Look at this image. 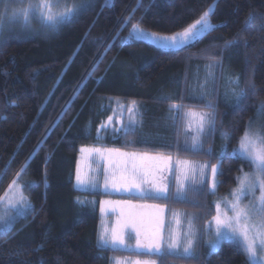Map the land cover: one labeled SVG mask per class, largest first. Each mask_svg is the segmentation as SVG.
<instances>
[{
    "label": "trees",
    "instance_id": "trees-1",
    "mask_svg": "<svg viewBox=\"0 0 264 264\" xmlns=\"http://www.w3.org/2000/svg\"><path fill=\"white\" fill-rule=\"evenodd\" d=\"M213 2L79 0L76 13L58 24L32 16L25 26L0 25V197L18 179L30 201L24 217L7 235L0 234V264H110L113 255L149 256L98 246L100 207L80 201L89 196L101 200L108 194L76 188L78 156L84 146H111L215 165L221 163L223 146L219 196L237 184L241 169H252L233 150L264 101V0H218L210 18L220 27L180 50L160 49L153 42L137 40L132 32L134 25L161 33L183 30ZM3 4L0 0V16ZM250 15L255 19L245 30ZM234 38L239 43L226 48ZM209 62L216 65L211 97H193V72ZM224 73L228 79L239 77L238 92L248 87V96L238 107L237 99L230 101ZM111 98L137 103L140 124L134 135L97 137L99 124L113 106ZM209 101L217 105L215 131L204 151H186L183 119H174L181 113L170 106L181 104V111L207 109ZM225 131L228 141L222 138ZM209 146L213 155L207 153ZM201 187L202 193L190 198L195 204L171 195L173 176L167 197L131 196L139 203L182 208L198 217L203 234L198 257L151 256L158 264L162 260L163 264H246L245 254L234 242L224 241L218 250L205 254L203 240L216 207L208 182ZM118 208L124 211L122 205Z\"/></svg>",
    "mask_w": 264,
    "mask_h": 264
},
{
    "label": "snow or ice",
    "instance_id": "snow-or-ice-1",
    "mask_svg": "<svg viewBox=\"0 0 264 264\" xmlns=\"http://www.w3.org/2000/svg\"><path fill=\"white\" fill-rule=\"evenodd\" d=\"M218 0H214L208 10L204 11L192 24L185 27L182 31L172 35H162L160 33L148 32L139 27L133 26L135 38L139 41L151 40L155 46L164 50H180L199 42L212 30L220 27L211 22V15L214 14ZM60 7L59 4H53L52 0H36L35 3H29L26 8L14 10L13 15L17 13L25 20L29 19V14L33 11L39 13L44 19L58 24L65 17L73 16L79 6L71 7L65 5L62 11L54 12V8ZM90 7V5L88 6ZM254 15H250L245 21V30L251 27ZM264 19V18H262ZM264 26V25H262ZM239 43L238 39L226 42L225 47H232ZM207 67H212L209 65ZM208 83L205 80L204 87ZM235 83L239 84V77L235 78ZM251 90L255 92V85H250ZM232 94L236 96V106L240 105L242 99L248 96V87L242 88L238 93L233 89ZM228 96V93H225ZM167 98V97H165ZM207 111H194L191 108L181 111L183 105L173 103L170 110H176L181 113L180 117L184 120V148L192 153H199L205 150V144L211 138L216 128L217 105L209 101L206 105ZM128 113V123L122 124L120 128L113 126V118L109 117L107 122L100 125L99 131L107 132L111 128L112 132H122L124 136L134 135L140 121L137 120L139 112L136 103L132 102L126 109ZM257 117L249 121V127L245 130L239 140L238 149L233 150V155L239 153L251 167V172H244L237 177V187L231 190L232 200L226 201L228 208L232 212L229 216L227 212L221 211L220 203L216 204L217 214L209 222V228L212 231L213 239L207 241L210 251L218 250L224 241L236 243L243 254L246 256V264H264V132L259 130L253 132L252 125L260 115H264V101L257 108ZM171 118V117H170ZM179 135V129L177 131ZM225 141L230 139L225 131L222 133ZM135 143V141H129ZM82 152H88L90 155L95 153L100 159H107L109 169L104 175L105 190H115L121 193H127L130 196L139 198H160L169 195L168 184L165 183V174L171 173L175 177V191L173 195L178 201L196 203L190 199L195 193H202L203 188L198 185L204 184V177L211 176V188L214 191L218 183V165L198 163L191 160H181L177 158L175 165L178 171L173 168V158L157 154L151 156L147 153L123 152L119 149L91 148L81 149ZM208 155H213L209 146ZM224 147L220 153L222 168V159L225 156ZM115 157V159H114ZM27 167V166H25ZM207 170V171H206ZM7 174V171L4 173ZM77 185L95 186L97 181L95 176H89L87 172H82L79 168L76 172ZM30 186V184H29ZM259 191V195H257ZM11 194L0 197V234L7 235L15 226L18 218L24 217V214L30 208V201L24 195L23 187L17 180L12 181L10 189ZM251 198L248 203L243 201ZM84 203V201H80ZM106 204L116 205L127 204L129 207H147L140 205H130L129 202H110ZM19 206V207H17ZM155 207V206H153ZM103 211V209H102ZM162 211V209H161ZM15 212V215L12 213ZM123 215V214H122ZM176 214H174L175 218ZM26 218V217H25ZM198 217L191 216L187 219V228L181 233L177 229H169L167 232L163 229V221L157 218L154 227L146 229L144 227L143 217L139 214H130L129 216L118 219L115 227L104 228L97 241L98 245L113 250L117 248L133 249L137 252L147 253L159 257H167L181 251L184 256L198 257V247L203 239L201 230L197 229L194 221ZM179 223V221H176ZM129 239L135 240V245H129ZM123 264V262H121ZM129 264H156L155 260H136ZM163 264V260L161 261Z\"/></svg>",
    "mask_w": 264,
    "mask_h": 264
},
{
    "label": "rangeland",
    "instance_id": "rangeland-1",
    "mask_svg": "<svg viewBox=\"0 0 264 264\" xmlns=\"http://www.w3.org/2000/svg\"><path fill=\"white\" fill-rule=\"evenodd\" d=\"M84 1L86 0H80V3H84ZM36 0H4V4H3V8H4V12L3 14L0 16V25H5L8 26L9 23L11 22H17L22 26L28 25V20H25L21 15H19L18 13L16 15H13V11L20 9L21 7L26 8L28 6L29 3H35ZM53 4H59L60 7L58 8H54L53 11L54 12H59L63 10V7L65 5L71 7L73 5H76V3L79 2V0H52ZM213 4V3H212ZM211 4V5H212ZM210 7V6H209ZM208 7V8H209ZM208 8L206 10H208ZM205 10V11H206ZM35 16L37 18H43L39 13L33 11L29 14V18ZM16 19V20H14ZM44 19V18H43ZM13 20V21H12ZM46 20V19H45ZM47 21V20H46ZM212 22V20H211ZM213 23V22H212ZM192 24V23H191ZM214 24V23H213ZM141 27V26H139ZM142 29H144L145 31L148 32H155V33H160L162 35H172L174 33L180 32L182 30H179L177 32H173V33H161L152 29H146L141 27ZM132 32L134 34V31L132 29ZM135 36V35H134ZM149 42H153L151 40H147ZM154 43V42H153ZM209 65H212L211 62L206 63V64H202L199 67H196V69L193 72V80H192V87H191V92H192V96L196 97V98H210V94L212 92L213 86H214V79L216 77V65H212V67H207ZM229 76V74H225L224 73V82L226 83V89L227 91H229L228 93H230V101L231 102H235V100L237 99L235 95L232 94L233 89L235 90V92L238 93V89L235 86V79L232 80L228 79L227 77ZM230 77V76H229ZM228 79V81L226 82V80ZM205 80L208 81V83L202 88L200 87V85L204 84ZM225 89V92L226 91ZM112 101V105H110V113H108V116H106L101 123L99 124L98 129H100V125L104 124L107 122V117H112L113 118V126L116 128H120L122 124H127L128 123V113L126 111L127 107L130 106L131 104H126L125 101L121 98H111L110 102ZM194 111L200 112V111H207V109H194L191 108ZM187 109H185L184 111H186ZM108 111V112H109ZM257 113L255 116L252 117V119L254 117H257ZM251 119V120H252ZM183 127H184V120L182 123V141L184 143L185 137H184V131H183ZM249 127V123L247 128ZM261 131L264 132V115H260L258 119L255 120L254 124L252 125V131ZM108 133H111L112 135H115L118 132L113 133L111 128H109V130L107 132L100 130L99 131V138H105L106 135ZM97 137H98V130H97ZM107 148L110 146H94V145H89V146H84L82 147V149H91V148ZM239 144L237 145L236 149H238ZM109 149V148H107ZM123 152H135V151H128V150H122ZM136 153H145V152H136ZM238 153V152H237ZM239 154V153H238ZM115 159V157H114ZM181 160H191L194 162H198V163H204L207 164L205 162H201L198 161L196 159H191V158H179ZM175 160L173 161V168L175 171H178V166L175 165ZM218 165V164H216ZM80 169L82 172H87V174L89 176H95L96 178V185L95 186H81V185H77V181L75 180V186L77 189L84 191V192H100L103 194H108L107 196L103 197L101 200H99L96 196H89V197H85L82 199V201H86L85 203L91 204L93 206H99L100 207V221H99V228H98V236H97V241L99 239V236L101 235V233L103 232L104 228H111V227H115L116 222L118 219H122L125 218L127 216H129L130 214H132L131 210H128L126 208H124L123 210H119V206L116 205L115 203H113L112 205L110 204H106V201H110V202H127V201H133L131 199V197H129V195H127V193H121V192H117L115 190L109 189V190H105L104 188V175L107 173L108 169H109V163L107 159H100L95 153L93 154H89L88 152H82L80 151L79 156H78V163H77V169ZM218 170H219V165H218ZM207 171V170H206ZM251 170H247L244 172H251ZM242 173L239 175L241 176ZM172 176L174 177V175L172 174ZM175 178V177H174ZM76 179V178H75ZM18 181V183L23 187V191H24V195L28 198V196L25 193V189H24V184L22 183V181L15 179ZM165 183L168 184V182L164 181ZM209 184L210 187V191L212 193V201L215 204L220 203L221 206V211L222 212H227V214L229 216L232 215V212L230 211V209L227 206L226 201H230L233 199L232 195H231V191L226 194V195H221L219 196L216 192H217V185L215 190L213 191L211 188V183H212V178L209 175H206L204 177V184L207 183ZM203 184V185H204ZM203 185H198V187H201ZM12 186V182L9 185V187L4 191V193L1 195V197H4L7 194H11L10 189ZM237 184L234 185L232 187V189L236 188ZM231 189V190H232ZM175 191V190H174ZM257 195H259V191H257ZM251 198H247L245 199L243 202L246 204L249 202ZM29 200V199H28ZM136 202V201H135ZM138 203L140 206L144 205V203ZM147 205H151L148 203H145ZM123 205V204H122ZM19 207V206H17ZM121 207V205H120ZM103 209V211H102ZM167 209L170 210L169 216L167 215V220L165 221V227L164 230L167 232L169 229H177L179 230L181 233H183L186 228H187V219L191 218V216H196V213L193 211H186L182 208H170L168 207ZM29 210V209H28ZM123 211V212H121ZM28 212V211H27ZM26 212V213H27ZM130 212V213H129ZM25 213V214H26ZM24 214V215H25ZM123 214V215H122ZM174 214H176L175 218H174ZM217 214V212H215V215ZM12 215H15V212L12 213ZM133 215V214H132ZM214 215V216H215ZM179 221V223H177L176 221ZM212 221V219L210 220ZM209 221V222H210ZM209 222L207 223V231L205 232V236H204V249H205V254H209L210 252V247L207 243L208 240L213 239V235L211 234L212 231L214 230V222H212V228H209ZM196 228L198 229V223H197V219L194 221ZM127 243L129 245L134 246L135 245V240L134 239H129L127 241ZM98 244V243H97ZM99 247H103L101 245H98ZM105 248V247H103ZM110 248V247H109ZM120 249H124V248H120ZM134 249V247H133ZM126 250H132V249H126ZM215 251V250H214ZM200 252L199 247H198V253ZM176 255H183L181 251H177L176 253H174ZM184 256V255H183ZM136 260H155V257L149 255V256H141V258L138 256H118V255H113L111 258V263L110 264H121V262H123V264H129V262H134ZM156 264L157 261H156Z\"/></svg>",
    "mask_w": 264,
    "mask_h": 264
},
{
    "label": "water",
    "instance_id": "water-1",
    "mask_svg": "<svg viewBox=\"0 0 264 264\" xmlns=\"http://www.w3.org/2000/svg\"><path fill=\"white\" fill-rule=\"evenodd\" d=\"M169 174L170 173H167L165 175H169ZM141 206H147V207H140L139 211H136L135 214H139L140 216L143 217L144 227L146 229H151L152 227H154L157 218H161L163 221L162 227L164 229L165 221H166L165 220L166 208L160 205H152V204L151 205L144 204Z\"/></svg>",
    "mask_w": 264,
    "mask_h": 264
},
{
    "label": "crops",
    "instance_id": "crops-1",
    "mask_svg": "<svg viewBox=\"0 0 264 264\" xmlns=\"http://www.w3.org/2000/svg\"><path fill=\"white\" fill-rule=\"evenodd\" d=\"M133 101H129V102H126V104H131ZM136 103V102H135ZM136 107H137V111H138V105L136 103ZM137 120L140 121V117L139 115L137 116ZM109 149H119V150H124V149H120V148H116V147H107ZM128 151H135V152H141V151H137V150H128ZM152 156H155V155H152ZM171 179H172V174L170 173L169 175H165V181L168 182V188H169V192H170V183H171ZM175 179V178H174ZM175 190V189H174ZM128 195V194H127ZM129 197H131L129 195ZM130 213V212H129ZM169 213H170V210L166 208V213H165V220H167V215L169 216ZM132 214L134 215V213L132 212ZM165 227V226H164ZM130 251H135L134 249L130 250Z\"/></svg>",
    "mask_w": 264,
    "mask_h": 264
},
{
    "label": "flooded vegetation",
    "instance_id": "flooded-vegetation-1",
    "mask_svg": "<svg viewBox=\"0 0 264 264\" xmlns=\"http://www.w3.org/2000/svg\"><path fill=\"white\" fill-rule=\"evenodd\" d=\"M127 202H129L130 205H139V204L136 203L135 201H134V202H133V201H127ZM120 205H122V204H120ZM120 205H118V206H120ZM122 207H123V208H126V209H128V210H131V212H133L134 214H135L136 211H139V209H140V207H129L127 204H123ZM139 257H140V256H139ZM140 258H141V257H140Z\"/></svg>",
    "mask_w": 264,
    "mask_h": 264
}]
</instances>
